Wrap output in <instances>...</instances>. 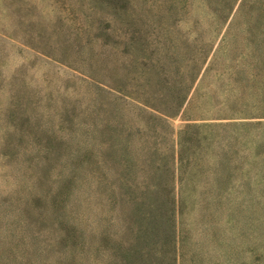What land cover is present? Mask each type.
<instances>
[{
	"label": "rangeland",
	"instance_id": "obj_1",
	"mask_svg": "<svg viewBox=\"0 0 264 264\" xmlns=\"http://www.w3.org/2000/svg\"><path fill=\"white\" fill-rule=\"evenodd\" d=\"M219 1L0 0V264H264V127L204 125L264 122V0Z\"/></svg>",
	"mask_w": 264,
	"mask_h": 264
},
{
	"label": "trees",
	"instance_id": "obj_2",
	"mask_svg": "<svg viewBox=\"0 0 264 264\" xmlns=\"http://www.w3.org/2000/svg\"><path fill=\"white\" fill-rule=\"evenodd\" d=\"M234 0H223V1H219V5L223 8V9H227L230 7V5L233 3ZM254 6L256 5V3H253ZM233 5V4H232ZM98 87L101 88V86L98 85ZM105 89V88H104ZM116 97L118 95H115ZM264 117V116H262ZM207 127H211L214 130H216L219 127H222L224 129L232 127V126H245V125H258V126H263L264 127V122H252V121H229V122H221L220 124H214V123H209V124H204ZM202 125L200 124H188L186 126L185 129L182 130L181 132V150H180V154H179V158L182 159L183 158V153H184V143H185V136L190 135L192 132L191 130L197 128H201ZM223 162V161H222ZM263 170H264V165H262ZM264 173V171H263Z\"/></svg>",
	"mask_w": 264,
	"mask_h": 264
}]
</instances>
